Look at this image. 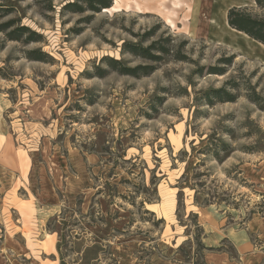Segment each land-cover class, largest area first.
I'll return each instance as SVG.
<instances>
[{"label":"rangeland","instance_id":"obj_1","mask_svg":"<svg viewBox=\"0 0 264 264\" xmlns=\"http://www.w3.org/2000/svg\"><path fill=\"white\" fill-rule=\"evenodd\" d=\"M155 1L95 0L93 10L84 0H0L9 8L0 24L40 35L26 43L0 32V264H41V228L74 235L117 222L95 247L99 264H205L208 246L230 250L229 238L248 248V219L264 215V45L226 13L264 11L254 0ZM154 42L167 49L151 51L154 61L127 50ZM31 50L44 60L28 59ZM106 58L153 69L121 74ZM219 89L233 99L220 101ZM33 153L42 184L73 171L67 155L99 158L84 210L78 196L67 212L36 218L18 166Z\"/></svg>","mask_w":264,"mask_h":264},{"label":"crops","instance_id":"obj_2","mask_svg":"<svg viewBox=\"0 0 264 264\" xmlns=\"http://www.w3.org/2000/svg\"><path fill=\"white\" fill-rule=\"evenodd\" d=\"M37 154L33 153L28 156L25 170L23 168L24 163L22 166L18 163L20 171L27 172L26 175L31 180L28 191L33 195L38 208L42 209V216L36 215V218L45 222V220L54 217L63 209L67 212L78 196L82 201L80 204L84 207V210L88 194H90L88 192L90 178H88L87 168L90 166L93 168L97 165L99 158L90 153L86 155L79 153L75 156L67 155L68 163L73 171H65L61 179L58 178L59 175H54L51 178L52 180H49V183L42 184L41 181L36 179L34 174L36 166L40 164L36 163L35 160ZM53 154L54 162L56 163L57 155L55 149ZM49 155L51 156L52 152ZM49 178L48 176L47 180ZM44 191L47 192V197ZM94 194L93 192L92 195L95 196ZM99 194L101 193H97L96 196H99ZM148 205L155 207L152 204ZM45 211H50L51 213L46 214ZM119 225L122 224L117 222V227H114V224H104L102 228L86 226L84 234L74 232V235H72V230L69 231V235H66L61 228L52 230L41 228L39 234L43 236L44 233V237L41 240V249L44 252L41 264H99L102 250H96L95 247H102L101 242L110 236V230L119 228ZM89 230L93 233L92 236H88L87 231ZM242 231L244 230L240 229L233 232L241 233ZM244 232L248 237V248L237 245L229 238L232 246L230 250L225 248L218 250L217 245L208 246L210 248L205 251L203 256L205 264H264V215L252 216L248 219L247 229ZM250 235L257 237L259 245L254 244ZM63 248L64 250L62 251Z\"/></svg>","mask_w":264,"mask_h":264},{"label":"trees","instance_id":"obj_3","mask_svg":"<svg viewBox=\"0 0 264 264\" xmlns=\"http://www.w3.org/2000/svg\"><path fill=\"white\" fill-rule=\"evenodd\" d=\"M87 2L89 7L91 9H96L94 5H92L95 0H84ZM98 1L100 6L102 8L110 7V4L108 3V0H96ZM255 3L257 4L258 7L263 9L264 11V0H254ZM77 11H80L82 7H79L76 5ZM9 11V8H3L0 6V12L4 13V15H7ZM227 23L228 25L232 28L235 29L239 32H243L249 37H251L253 40H257L259 43H262L264 45V18H259V17H254L252 14H250L245 7H231L227 10ZM0 32L5 33V36L7 40H22L23 42L30 43V42H37L39 41L40 35H37L36 32L31 30L28 26L26 25H16V22L14 19H9V21H6L4 23L0 24ZM157 51H162V52H167V49L164 47H160L157 45V43L151 44L147 48H142L138 47L135 45L130 46L129 49H127L129 52L138 55V56H143L147 57L151 60H155L159 58L158 55H153L151 51L153 50ZM27 58L30 60H35V61H43L44 60V53L42 51H36V50H31L27 52ZM107 64L109 67L117 70L121 74H130L133 76H139L142 74H147L149 73L150 70H152V67L149 66H136V67H124L121 65V63L114 59V58H106ZM225 91V89H219L218 91H214V93H217L215 96L218 98L220 101H229L233 99V96L229 94V92H226L225 97L220 96L218 93ZM206 101L208 103H212L209 99V96H206Z\"/></svg>","mask_w":264,"mask_h":264},{"label":"bare ground","instance_id":"obj_4","mask_svg":"<svg viewBox=\"0 0 264 264\" xmlns=\"http://www.w3.org/2000/svg\"><path fill=\"white\" fill-rule=\"evenodd\" d=\"M174 1V0H173ZM147 2H151V3H153V2H156L155 0H147ZM216 23V22H215ZM214 23V24H215Z\"/></svg>","mask_w":264,"mask_h":264}]
</instances>
